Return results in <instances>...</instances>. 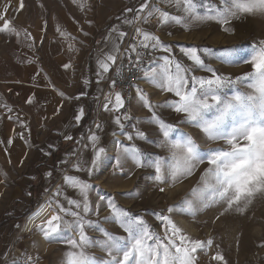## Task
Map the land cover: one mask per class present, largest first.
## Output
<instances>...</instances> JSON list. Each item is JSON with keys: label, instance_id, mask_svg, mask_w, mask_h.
I'll use <instances>...</instances> for the list:
<instances>
[{"label": "rangeland", "instance_id": "1", "mask_svg": "<svg viewBox=\"0 0 264 264\" xmlns=\"http://www.w3.org/2000/svg\"><path fill=\"white\" fill-rule=\"evenodd\" d=\"M142 2L143 0H75V3L73 0H23L24 6L21 9L20 0H0V9L10 4L6 18L11 20L20 32L18 38L16 35L0 32V57L3 59L6 57L3 61H7L3 62L4 71L0 64V114L11 117L9 120L12 124V129H8L9 132L0 122V264H67L66 253L73 249L66 241L72 238L78 239L79 233L77 230L69 229L60 240H45L35 229V225L52 215L50 208L48 215L31 228L27 230L20 228L26 214L40 203L45 195L47 202L56 186L63 183L62 178L65 173L79 176L92 184L88 193L91 210L85 215V219L115 235H126L113 220L105 219L109 216L107 201L112 199L133 215L141 216L153 232L162 235L163 228L156 214L179 201L206 167L200 165L196 175L173 187L164 186L165 191L161 193L158 190L159 186L150 179L153 170L136 168L131 158L121 156V149L124 146H135L144 156L149 157L168 154L167 148L157 147L163 139L162 133L158 130V125L149 122L151 113L143 107L137 95L134 97L131 112L126 115L123 111L120 113L105 111L103 104L106 101L101 98V93L98 101L89 111L85 124L79 126L75 134H70L73 139L67 142H62V139L56 141L57 137L49 138L47 134V128L56 122L55 117L48 119L42 115V125L35 127L34 140L25 132L24 125L31 126L33 118L32 112H29L28 106L25 107L24 103L29 98L34 100L35 88L42 86L37 80V74L45 72L43 66L45 45L44 65L47 71L45 82L48 87L45 93L50 97L47 101L56 102V108L60 99L54 90L64 93L68 88L62 97L65 102L68 100L81 63L102 32L114 22L131 20L132 23H126L128 29L132 26L141 27L161 37L170 46L171 52L164 53L160 50L157 62H162V57L168 55L180 61L185 67H191L192 62L183 55L181 48L207 47L213 54L234 48L237 56L247 58L253 44L264 39V15H240L230 22L229 32H224L221 25L214 20L194 21L188 18L185 21L188 24L186 30L183 24H159L158 13L144 23L135 19V11H125L128 8L137 9ZM150 2L154 7L171 15L187 16L183 7H177L174 0L172 3H168L167 0H150ZM209 5L212 8H219L220 0H196V12L201 15L213 14ZM145 14L141 13V15ZM89 21L91 23H88ZM61 31L65 33L64 36L60 35ZM28 33L31 34L30 38ZM69 46L72 47L71 51ZM200 54L207 64L233 76L249 70L248 66L242 63L221 65L212 56L202 52ZM66 63H70L71 67L65 69L63 65ZM204 74L203 70L195 71L197 76ZM36 82H39L38 86ZM137 84L148 94L154 105H162L164 101L177 99L144 79H140ZM240 88L247 91L244 85H240ZM231 91V89L225 90L228 95H231ZM155 111L166 123L191 134L202 149L222 144V142L206 141L198 129L183 122L184 114L176 113L170 107H157ZM114 115L121 116L123 129L113 123ZM125 115L127 119L124 118ZM97 124L101 126L99 129L96 127ZM138 131L145 133L143 139L137 136ZM92 132L100 138V145L107 151L100 167L89 176L86 171L77 172L72 165L77 157L90 163L92 149L90 145L88 148L84 145L89 143L87 136ZM8 133L12 141L14 138L17 145L23 147L18 153L22 157L17 165L9 163L13 143L9 144V138H5V134ZM128 135L132 137L131 140L127 138ZM46 140L51 144L53 152L58 148L61 161L56 163L52 175L46 181H43V178H36L33 182L23 181L24 166L34 152L39 154V159L42 158L40 162H45L46 156L41 152L40 147ZM118 141L120 143H117ZM118 157L121 159L122 168L115 167ZM88 163L83 164V167L87 168ZM64 196L82 199L74 189L66 185L63 187V195L60 199L66 207H70ZM101 197L104 198L103 201L100 200ZM223 207V205H214L200 211L195 217L177 212L172 219L191 238L202 241L208 238L213 240L212 246L203 251L198 250L196 253L200 264H205L216 251L224 255L227 264H264V193L256 194L243 213L231 211L213 222ZM65 219L71 221L73 218L65 216ZM85 231L93 244L85 251L94 256L96 264H105L108 257L104 250L96 246V242L102 239V233L95 227L87 226ZM213 264H222V262H213Z\"/></svg>", "mask_w": 264, "mask_h": 264}, {"label": "snow or ice", "instance_id": "2", "mask_svg": "<svg viewBox=\"0 0 264 264\" xmlns=\"http://www.w3.org/2000/svg\"><path fill=\"white\" fill-rule=\"evenodd\" d=\"M73 2L75 3V0ZM167 2L172 3L173 0H167ZM174 2L177 7H183L186 17L174 16L154 7L150 0H143L135 10L128 8L125 11H135V19L144 23L158 13L159 24H183L186 30L188 24L185 21L188 18L194 21L214 20L221 25L224 32L231 31L230 22L239 18L240 15H264V0H220L219 8H212L209 5L213 13L211 15L197 13L196 0H174ZM23 6V0H20L19 8L22 9ZM9 8L10 4H6L3 9H0V32L16 35L18 38L20 32L12 21L6 18ZM141 13L146 14L141 15ZM124 22L132 23L131 20ZM135 33L136 35L132 37L133 43L121 53L120 42L128 34L115 26L109 31L108 36L105 37L108 50H101L98 53L97 75L99 79L106 78L105 74L115 66L118 58H127L130 74L142 73V76H134L128 83L130 87L136 88L138 99L151 113L149 122L158 125V130L162 133L163 139L157 147L167 148L168 154L149 157L144 156L135 146H124L121 149V156L131 158L136 168L153 170L150 179L159 186L158 190L161 193L165 191L164 186L173 187L196 175L200 165H206V167L179 201L168 205L166 210L156 214L163 228L162 235L153 232L141 216L133 215L112 199L107 201L109 216L105 219L113 220L126 235H115L85 219V215L91 210L88 193L92 184L79 176L65 173L62 178L63 183L56 186L46 202L52 215L36 224L35 229L48 241L62 239L69 229L78 231V239L72 238L66 241L73 249L66 253L67 264H96L94 256L85 251L87 247L93 246L85 231L86 226L95 227L102 233V239L96 242V246L104 250L107 255L105 264H200L196 253L198 250L203 251L212 246L213 240L208 238L202 241L191 238L177 226L172 216L181 212L195 217L202 210L214 205H223L222 211L214 218L213 222H215V219L231 211L243 213L256 194L264 193V39L253 44L247 58L237 56L234 48L213 54L207 47L203 49L187 47L181 48V52L192 62L191 67H185L180 61L168 55L162 57V62L149 61V66H145L144 55L149 49H159L164 53H170L171 48L161 37L144 28L136 27ZM27 35L31 37L30 33ZM60 35L64 36L65 33L61 31ZM69 50H72L71 46ZM201 52L212 56L221 65L242 63L247 65L249 70L237 76L222 72L207 64ZM63 67L68 69L71 64L66 63ZM197 70H203L205 74L197 76L195 75ZM121 71V68L116 69L117 76L121 75ZM137 79H144L177 99L164 101L162 105H154L148 98V94L135 84ZM84 83L87 84L88 81L85 80ZM116 85V80L110 81L111 89L114 90ZM240 85H244L247 91L240 88ZM226 89L232 90L231 95L225 92ZM59 95L63 97L65 94L59 92ZM76 99H79V96ZM105 101L103 104L105 111L122 112L125 107L123 90L111 91L105 97ZM27 102L31 103V98ZM163 106L172 108L176 113L184 114L183 122L198 129L206 141L222 142V144L202 149L191 134L177 129L173 124L166 123L156 114V108ZM56 111L58 113L60 109L57 108ZM83 115L84 109L81 107L74 117L77 124ZM124 118L127 119V116L125 115ZM113 123L121 129L124 128L120 115H114ZM96 127L99 129L101 126L97 124ZM137 136L143 139L145 133L138 131ZM127 138L132 139L130 135ZM64 139L72 140L73 137L65 135ZM99 139L95 132L87 136L89 143L84 147L91 146L90 163L77 157L72 165L73 169L77 172L86 171L89 176H92L100 167L107 150L100 145ZM8 143H12L11 138ZM85 163H88L87 168L83 167ZM122 166L121 159L118 157L115 167L122 168ZM45 175L51 176L52 172H47ZM65 185L74 189L82 198L73 199L64 196L70 207H66L60 199ZM100 200L103 201L104 198L101 197ZM37 215L39 213H35L33 218ZM65 216H71L73 219L69 221L65 219ZM213 262L227 264L220 251L212 253L205 264H213Z\"/></svg>", "mask_w": 264, "mask_h": 264}, {"label": "crops", "instance_id": "3", "mask_svg": "<svg viewBox=\"0 0 264 264\" xmlns=\"http://www.w3.org/2000/svg\"><path fill=\"white\" fill-rule=\"evenodd\" d=\"M114 26L118 27L121 31H124L126 33L129 30L127 27L128 25L125 22H114L106 30H104V32H102V34L100 35L99 39L95 42L92 49L89 50L86 59L80 65L78 69L75 84L70 91V96L68 100H66L65 102L64 98H62V96L59 95V92L53 89L55 93H58L59 95L58 97L60 99V102L59 104L56 105V108H55L56 102H53L54 104H51V101H47V98H50V97H48V93H45L48 87L46 86V82H45L47 71L44 65V50H45L46 45L44 46L43 66H44L45 72L44 74L42 73L37 74V80L41 82L42 86L35 88L34 100H31L32 101L31 103H28V102L24 103L25 107L28 106L29 112H32L31 117L33 118L32 119L33 124L31 126L28 125V127L24 125L25 127L24 129H26L25 130L26 133H28L30 136L33 137V140L35 139V127L42 125V115L46 116L48 119L52 117L56 118V122H54L47 128V134L49 138H52L55 136L57 137L56 141H59L62 139V142H67L68 140H65L64 136L75 134L77 130L79 129V126H83V124H85L89 111L96 104V102L98 101V97L103 91V81L105 78L99 79L97 75L98 68H97L96 61H97L98 53H100L101 50H104V51L108 50L105 44V37L108 36L109 31ZM124 40L125 38L123 39V41L120 42V49H121V46ZM0 58H1L0 64L3 70L4 68L3 62L6 63L7 61H3L4 59L6 60V57H4V59L2 57ZM107 74H105V77L107 76ZM85 80L88 81L87 84L84 83ZM38 85H39V82H36V86ZM67 89L68 88H66L65 92L67 91ZM81 93H83V95H81ZM77 96H79V99H76ZM81 107L84 109V115L81 121L79 122V124H77L75 122L74 117ZM57 108L60 109L58 113L56 111ZM0 122L5 125V128L7 129V131L12 129L11 121L4 114H0ZM54 128H58V129L55 130ZM6 137L12 138L11 135H9V133L5 134V138ZM46 142L48 144H45ZM46 142L44 141L40 147L41 152H43V154H45L46 156L44 158L45 162L44 163L40 162L42 158L39 159V154L38 153L35 154L34 152V154L29 157L30 159L25 164L24 166L25 168L23 167L24 168L23 169L24 173L22 175L23 181L33 182L34 179H35L34 181H36V178L38 179L43 178L42 180L46 181V179L49 178L50 176H46L45 173L47 172L53 173L56 163L61 161L62 158H61L60 151L58 150V148L56 152L55 151L53 152V149H51L52 148L51 144L47 140ZM12 143L13 144L10 149L11 158L9 160V163L17 165L20 162V158L22 157V156H19L18 153L21 149H23V147H20L19 145H17L14 138H13ZM48 162H51V164L50 163L48 164Z\"/></svg>", "mask_w": 264, "mask_h": 264}, {"label": "built area", "instance_id": "4", "mask_svg": "<svg viewBox=\"0 0 264 264\" xmlns=\"http://www.w3.org/2000/svg\"><path fill=\"white\" fill-rule=\"evenodd\" d=\"M128 35H126L125 40L121 46V53L124 52V49L127 48V46L131 43H133L132 37L136 35L135 33V27L132 26L129 28ZM161 51L159 49L152 50L149 49L147 51V54L144 55V65L149 66V61H156L159 58ZM134 59V56H133ZM121 68V75L117 76L116 69ZM134 76H142L141 72H135L134 74H130L128 71V60L127 58L119 59L117 60L115 66H113L109 73L107 74L106 78L103 81V91H102V97H106L111 91L114 90H123V95L125 97V107L122 110L123 113L126 115L131 112V107L133 105L134 97L137 95L136 88L130 87L128 81H132ZM116 80L117 85L116 88L113 90L110 88V81ZM139 79L135 80V84H137ZM105 94V95H104ZM105 99V98H104Z\"/></svg>", "mask_w": 264, "mask_h": 264}, {"label": "bare ground", "instance_id": "5", "mask_svg": "<svg viewBox=\"0 0 264 264\" xmlns=\"http://www.w3.org/2000/svg\"><path fill=\"white\" fill-rule=\"evenodd\" d=\"M140 80V79H139ZM105 96L102 98L104 100ZM54 102V101H53ZM51 102V104H53ZM46 197L47 195L44 196V199L40 201L30 212H28L21 224V229L27 230L31 228L33 225H35L38 221L42 220L48 215L49 208L47 207L46 203ZM43 208V210H41ZM35 213H39V215L35 216L33 218Z\"/></svg>", "mask_w": 264, "mask_h": 264}]
</instances>
